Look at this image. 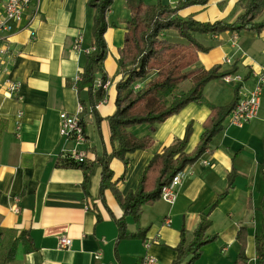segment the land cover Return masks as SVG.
I'll return each mask as SVG.
<instances>
[{
  "label": "crops",
  "instance_id": "crops-1",
  "mask_svg": "<svg viewBox=\"0 0 264 264\" xmlns=\"http://www.w3.org/2000/svg\"><path fill=\"white\" fill-rule=\"evenodd\" d=\"M121 1V11L114 12L112 3L107 13V54L103 60L106 98L97 104L95 114L85 113L83 144L60 135L59 114H78L80 98L87 97L85 89L77 92L75 78L81 76L87 52L93 48L95 9L88 0H31L21 22L10 31L0 32V49L4 48L0 53V261L12 240L25 231L29 238L17 239L14 256L4 264H139L145 254L154 257L152 264H171L181 229L190 241L205 215L211 221L206 235H215L216 239L202 246L194 264H232L240 248V228L246 231V264H259L254 236L262 228L264 90L258 116L238 127L229 123L228 114L223 129L204 153L185 167L186 175L174 201L160 198L143 205L137 222L126 216L127 230L136 235L117 240L116 219L123 211L110 189L106 188L103 196L99 194L101 165L97 158L112 151L107 117L115 110V82L120 78L116 58L130 16L125 0ZM5 2L0 0V16ZM168 2L173 5L177 0ZM242 2L208 0L181 9L179 15L194 13L200 21H233L242 11ZM260 19H264V11ZM208 36L203 45L211 49L199 52L196 66H236L234 74L212 79L203 89L207 101L225 105L234 97L236 83L240 81L239 98L251 89L254 73L264 65V30L223 31ZM225 58L231 63H225ZM100 79L97 73L95 86ZM6 81L20 83V98L8 94ZM190 85L189 80L182 82L179 91H186ZM20 109L23 114L17 134L16 114ZM209 113L205 104L189 102L151 127L153 145L127 153L126 167L119 158L111 157L112 180L120 178L119 191L125 195L134 190L153 154L183 138L188 123L192 130L185 150L191 151ZM128 130L141 137L150 133V126L142 123ZM72 151L82 152L83 158L92 163L86 182L81 168L56 165L60 156L71 155ZM230 182L228 193L212 207ZM208 207V213L203 214ZM61 237L70 239V245L62 247Z\"/></svg>",
  "mask_w": 264,
  "mask_h": 264
},
{
  "label": "trees",
  "instance_id": "trees-1",
  "mask_svg": "<svg viewBox=\"0 0 264 264\" xmlns=\"http://www.w3.org/2000/svg\"><path fill=\"white\" fill-rule=\"evenodd\" d=\"M113 1L88 0L89 5L95 9L92 25L93 49L87 53L81 79L76 82L77 92L85 89L87 94L86 98L79 100L83 107L80 123L84 132L85 113L88 114L90 110L91 114H95L97 104L106 98L105 89L101 85L107 81V74L103 69V60L107 54L104 32L109 26L106 17ZM207 2L208 0H177L171 5L161 0L151 4L145 3L144 0H125L130 16L125 22L123 44L118 48L116 58V72L120 78L115 82V110L107 117L112 151L103 152L97 158L101 165L99 194L103 196V191L110 189L123 211L122 216L116 219L117 240L136 235L127 230L125 217L130 216L137 222L142 206L160 199L162 187L168 184L178 171L198 160L212 138L223 129V121L238 99L240 81L236 83L234 97L228 104L215 105L206 100L204 86L212 79L234 74L236 66L234 63L227 68L221 63L207 69L196 66L199 52H207L211 46L203 45L193 33L219 34L223 31L243 30L260 33L264 29V19L258 18L264 11V0H243L242 11L233 21L224 18L200 21L194 17V13L185 17L179 15V11L185 7ZM169 29L175 30L184 42L168 39L165 31ZM97 73H100L101 84L95 86ZM186 80H189L191 85L186 91L180 92L179 85ZM189 102L205 104L210 109L209 115L202 123L203 131L195 147L191 151L185 150L192 130L191 123H188L183 138L164 148L162 152L154 153L144 166L136 188L123 195L117 187L120 178L112 180L110 158H119L126 167L127 153L153 145L151 127L179 112ZM96 121H99V118ZM142 123L150 126L149 134L137 137L128 130L130 126ZM56 165L81 168L84 174L83 182H86L92 163L86 158L75 160L70 155H64L57 159ZM229 187L231 182L218 194L211 204L212 207L225 197ZM260 209L262 228L254 239L258 263L264 264V190ZM210 224L208 216L203 215L190 241H186L184 229H181L180 240L175 246L176 257L171 264H194L201 254L202 246L216 239L215 235H206ZM245 235V229L240 228L237 233L240 248L232 264H246ZM18 238L27 240L29 237L25 231H21L2 253L0 263L4 264L14 256ZM24 248L27 250V246L24 245Z\"/></svg>",
  "mask_w": 264,
  "mask_h": 264
},
{
  "label": "built area",
  "instance_id": "built-area-1",
  "mask_svg": "<svg viewBox=\"0 0 264 264\" xmlns=\"http://www.w3.org/2000/svg\"><path fill=\"white\" fill-rule=\"evenodd\" d=\"M32 4L31 0H6L4 5L3 14L0 16V32H6L14 28V24L21 22L23 14L27 8ZM264 30V29H263ZM93 49V48H92ZM91 49V50H92ZM91 50H88L91 51ZM4 51V48L0 49V53ZM87 52V53H88ZM225 63H231L230 58L224 59ZM229 76V75H228ZM255 82L250 90L243 93L236 101L235 106L229 112V123L238 127H241L246 122L256 118L260 109V97L264 90V65H262L258 72L254 73ZM227 77V76H226ZM76 81L81 79L80 75L76 76ZM227 79V78H226ZM98 83V85H100ZM108 82H104L102 87L104 88ZM97 85V86H98ZM5 90L8 94H15L17 98H20L19 87L20 83L17 81H6L4 83ZM83 107L80 104L78 114H70L66 111H61L59 114L60 126L59 133L66 140H72L76 144H83L86 140L85 132L80 123V113L82 112ZM89 113L90 110H89ZM23 111L20 109L17 111L16 121V133L20 132V118L22 117ZM64 156V155H63ZM71 157L75 160L82 159L84 154L78 151H72ZM203 163H207L206 160H203ZM192 165V164H190ZM189 166V165H187ZM186 175L185 167L178 171L170 180L168 184L162 187L160 198L166 202H173L177 188L181 184L183 177ZM169 224V220H165ZM59 244L62 247H67L70 245V239L66 237H61ZM154 257L145 254L141 259L140 264H152L154 262Z\"/></svg>",
  "mask_w": 264,
  "mask_h": 264
},
{
  "label": "rangeland",
  "instance_id": "rangeland-1",
  "mask_svg": "<svg viewBox=\"0 0 264 264\" xmlns=\"http://www.w3.org/2000/svg\"><path fill=\"white\" fill-rule=\"evenodd\" d=\"M144 1L152 2V1H156V0H144ZM161 1L162 2H165V3H169L168 0H161ZM113 3H114V5H113L112 9L114 10V12H117V11H121L122 10V1L121 0H115V1H113ZM200 5H202V4H200ZM165 34H166V37L168 39H170L171 41H178V40L183 39L173 29L166 30L165 31ZM208 35H210V34H203V33H198V32L193 33V36L199 42H201L202 44L207 43V40L209 38Z\"/></svg>",
  "mask_w": 264,
  "mask_h": 264
},
{
  "label": "water",
  "instance_id": "water-1",
  "mask_svg": "<svg viewBox=\"0 0 264 264\" xmlns=\"http://www.w3.org/2000/svg\"><path fill=\"white\" fill-rule=\"evenodd\" d=\"M210 207H208L206 210L203 211V214H207L209 211Z\"/></svg>",
  "mask_w": 264,
  "mask_h": 264
}]
</instances>
